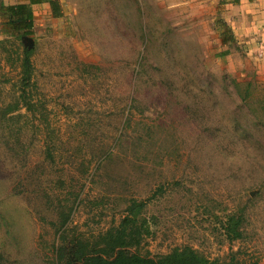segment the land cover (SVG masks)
Wrapping results in <instances>:
<instances>
[{"label":"rangeland","instance_id":"374dc122","mask_svg":"<svg viewBox=\"0 0 264 264\" xmlns=\"http://www.w3.org/2000/svg\"><path fill=\"white\" fill-rule=\"evenodd\" d=\"M57 1L30 35L0 7V264H59L60 241L96 242L135 199L142 254L264 264V65L220 50L225 0Z\"/></svg>","mask_w":264,"mask_h":264},{"label":"trees","instance_id":"16d2710c","mask_svg":"<svg viewBox=\"0 0 264 264\" xmlns=\"http://www.w3.org/2000/svg\"><path fill=\"white\" fill-rule=\"evenodd\" d=\"M48 2L55 16H61L57 0H30V4ZM30 4L5 6L8 26L20 35H30L33 29V11ZM24 57L22 69L24 77L21 79L22 103L28 109L34 105L28 100L27 88L30 85L33 65L31 51L23 49ZM143 203L133 200L128 207L127 215L113 228L101 233L99 240L92 243L83 236H73L69 240H62L57 247L59 264H210L211 261L190 246L177 247L170 253L159 257L142 254L139 247L142 240L149 233L147 220L142 215ZM244 218L242 215H230L227 219L228 231L235 239L242 237L240 230Z\"/></svg>","mask_w":264,"mask_h":264},{"label":"crops","instance_id":"0c3cea01","mask_svg":"<svg viewBox=\"0 0 264 264\" xmlns=\"http://www.w3.org/2000/svg\"><path fill=\"white\" fill-rule=\"evenodd\" d=\"M1 1L5 6L30 4V0ZM224 2L221 5L223 27L219 33L220 50H223L224 55L245 53L250 58L260 57L259 60L263 61L261 65H264V0H225ZM40 4L50 6L48 2ZM37 5L39 4H30L32 11ZM233 41L240 46L236 49L237 53H234L235 50L229 46Z\"/></svg>","mask_w":264,"mask_h":264},{"label":"water","instance_id":"95a60500","mask_svg":"<svg viewBox=\"0 0 264 264\" xmlns=\"http://www.w3.org/2000/svg\"><path fill=\"white\" fill-rule=\"evenodd\" d=\"M23 39H24V41H25V44H26V47L28 48V49H31V48H33L34 47V40H33V38L32 37H29V36H23Z\"/></svg>","mask_w":264,"mask_h":264}]
</instances>
